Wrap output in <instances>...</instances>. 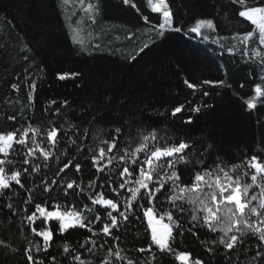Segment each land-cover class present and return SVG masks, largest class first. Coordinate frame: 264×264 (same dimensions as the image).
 Returning a JSON list of instances; mask_svg holds the SVG:
<instances>
[{"label": "trees", "instance_id": "trees-1", "mask_svg": "<svg viewBox=\"0 0 264 264\" xmlns=\"http://www.w3.org/2000/svg\"><path fill=\"white\" fill-rule=\"evenodd\" d=\"M167 2L175 23L185 30L198 18L214 19L216 32L210 33V36L221 37L224 48L221 49L211 39L204 41L186 36L184 32H169L165 38L149 33L146 29L159 23L160 14L151 11L148 0H130L127 5L123 0H85L84 8L88 3L98 6L94 15L103 21L97 22L57 18L62 7L78 8L82 17L92 15L83 11L79 0H69L66 6L61 0H0V131L22 130L28 126L30 119L34 126L40 124L46 127L41 122L49 119L44 109L52 100L57 101L52 106L53 110L60 107L61 102L68 101L59 116L51 117L57 126L63 123L68 129L69 123L75 125L68 129V135H73L77 128L89 130L83 148L78 150L70 148L62 134V143L57 148L69 150L66 157L61 155L60 160L53 158L48 162L53 171L49 173L42 166L40 174L22 177V182L26 181L24 189L15 186L11 193H5L6 199L10 197L8 202L20 205L19 215L7 221L4 212H0V239L11 248L20 247L25 236L31 238L30 232L25 230L27 223L24 217L34 209L30 206L25 213L22 204L27 198V190L36 185V191H39V177L47 174L51 180L54 172L68 160L73 163L65 174L57 177L58 181L63 179L66 184L75 180L85 192L81 194L74 188L65 195L63 187L58 184L50 193V199L49 194H43V200L36 199L34 202L44 203L47 200L49 210H53L51 205L54 203L67 208L74 206L77 211L82 210L85 204L94 207L87 199L88 185L95 183L99 174L92 165L93 152L89 149L99 145L100 140L110 142L116 135L117 127L122 129L118 142L121 149L138 146L143 136L153 130L158 137L166 135L172 138L170 142L184 139L194 143L191 155L206 163L186 172L185 179L194 171L209 168L214 170L213 179L219 175L223 180L224 174L218 172V165L236 176L243 175L246 170V158L257 155L264 160V97L256 101L255 109H248L246 104L254 97V85L261 83L264 86V81L260 79L264 73L259 62L243 56V46L231 39L235 32L249 25L235 14L236 8L230 0ZM145 16L148 17L147 23ZM144 44L149 47L140 52ZM233 44L238 50L229 53L227 48ZM256 47L249 44V56ZM261 51L264 52V49ZM62 73L79 75L62 80L58 78V74ZM186 78L196 84L205 79L223 80L225 83L221 87L204 86L203 91L210 93L205 97L201 91L193 95V91L184 84ZM33 81L34 100L29 103L27 96ZM13 83L20 85L19 91L11 88ZM180 105L185 106L183 111L172 116V110ZM194 105H201L200 112L191 111ZM9 116H16V120H8ZM189 117L192 123L186 124ZM80 135H83L82 131ZM17 149L24 151L20 146ZM35 162L42 164V161ZM76 164L80 165L79 172ZM233 165L240 167L230 171ZM243 182L251 183L250 175ZM253 192L259 195L255 186L250 189L249 195ZM168 194L160 196L157 202L161 213L170 210L166 202L162 207L160 204ZM190 211L191 205L185 202V213L178 216L181 227L173 228V253H160L155 247L151 252H138V248H147L150 235L144 231L147 227L145 219L132 216L126 225L121 226L120 246L125 249V254L139 260L140 264H179L172 257L181 250L191 251L193 257L207 262L210 256L201 241L213 239L215 235L205 236L206 229L193 228ZM137 214L142 217V212ZM162 222L168 223L166 218ZM37 223L39 228L45 227L43 223ZM47 226L54 234L50 251L58 259L63 258V244L75 246L84 238V229L69 230L61 236L55 221ZM93 227L99 231L102 225ZM125 231L127 234L123 235ZM108 240L109 244L113 243L110 238ZM255 243V238L247 240L250 248ZM211 260L212 264H217L215 258ZM0 264H23V256L0 246Z\"/></svg>", "mask_w": 264, "mask_h": 264}, {"label": "snow or ice", "instance_id": "snow-or-ice-1", "mask_svg": "<svg viewBox=\"0 0 264 264\" xmlns=\"http://www.w3.org/2000/svg\"><path fill=\"white\" fill-rule=\"evenodd\" d=\"M61 3L66 6L69 0H61ZM123 3L127 5L130 0H123ZM148 3L152 4L153 13L160 14L159 23L151 26V30L159 37L165 38L169 32H184L186 36L204 41L211 39L213 43L220 45L221 49L224 48L221 37L210 36V33L216 32L214 19L198 18L185 30L176 25L167 0H148ZM84 4L85 0H79L83 11L86 14L92 13L89 19L94 22V13L98 11V6L88 3L84 8ZM230 4L236 8L235 14L249 25L248 28L235 32L231 39L243 46V56L255 58L259 62L261 72L264 73V52L261 51L264 49V0H252L251 3L249 0H230ZM132 7L136 8V5L132 4ZM144 20L147 23L148 17L145 16ZM249 44L257 45L251 50L250 56ZM148 47V44H144L140 52ZM236 50H238L236 44L227 48L229 53ZM77 75L79 74L62 73L58 74V78L63 80ZM260 79L264 81V75ZM224 83L223 80L205 79L196 84L187 78L184 80V84L193 91V95L201 91L205 97L210 93L203 91L204 86L221 87ZM11 88L19 91L20 85L13 83ZM30 88L27 99L32 103L35 81ZM262 97L264 86L256 83L254 97L246 101L247 108L255 109L256 101ZM56 104L57 101L52 100L44 109V114L49 119L41 123L46 127H41L40 124L34 126L30 119L28 126L22 130L17 128L0 131V212H4L5 221L19 215L20 208L19 204L8 202L10 197L6 199L5 193H11L15 186L24 189L26 181L22 182V177L40 174L42 166L51 173L53 170L48 162L53 158L60 160L61 155L67 156L69 149L61 151L57 148V145L62 143L60 139L62 134L67 138L70 148L78 150L84 146L83 141L87 138L89 130L77 128L73 135H68V129L74 128L75 125L69 123L66 129L63 123L57 126L51 119L61 114L68 101L61 102L60 107L53 110L52 106ZM184 107V105L175 107L172 116L181 113ZM200 110L201 105H194L191 108V111L196 113ZM7 119L16 120V116H9ZM185 123L191 124L192 119L189 117ZM121 132L120 127L115 128L116 135L110 142L100 140L99 145L89 149L93 152L92 165L99 174L96 182H90L88 185L87 199L94 207L90 208L85 204L82 210L77 211L74 206L67 208L54 203L51 205L53 210H49L47 200L44 203L34 202L36 199L43 200V194H49L50 199V193L58 184L63 187L65 195L74 188L81 194L85 192L75 180L66 184L63 179L58 181L57 177L65 174V170L73 163L72 160H68L63 167L54 172L51 180L47 174L39 177V191H36V185L27 190V198L22 204L25 213L29 211L30 206L34 209L24 217L27 223L25 230L30 232L31 238L25 236L18 248H11L6 241L0 239V246L9 248L13 253H20L23 256V264H140L139 260L125 254V249L120 246L121 226L129 222L130 216L146 219L147 227L144 231L150 235V243L147 248L141 247L137 251L151 252L155 247L160 253L171 254L174 251L171 246L173 228L181 227L178 216L185 213L187 202L191 205L190 220L193 228L206 229L203 233L205 236L215 235L213 239L201 241L210 259L206 262L199 257H193V253L186 250L176 251L172 259L179 264H212L211 258H215L217 264H264V160L257 155L251 156L250 159L246 158V170L243 175L236 176L230 175L229 171L218 165V172L224 174L223 180L219 175H215L213 179L214 170L209 168L194 171L185 179L186 172L206 163L205 160L196 159L191 155L195 148L194 143L186 142L184 139L170 142L172 138L166 135L158 137L153 130L149 135L143 136L138 146L121 149L118 143ZM17 146L24 151H18ZM57 152H60V155H57ZM35 161H42V164ZM239 167L240 165H233L230 171H235ZM75 168L77 172L80 171L79 164H76ZM249 175L251 183L243 182ZM254 186L259 189V195L255 192L249 195L250 189ZM166 193L170 194L160 204L162 207L166 202L170 210L161 213L158 211L157 202L160 201V196ZM254 201L258 203L253 204ZM138 212H142V217L137 214ZM84 213L92 215L87 216ZM174 213L177 215L174 216ZM165 218L168 223L162 224ZM51 221L57 223L61 236L69 230H85L82 233L84 238L75 246L68 243L62 245V259H58V256L50 251L54 234L52 228L47 225ZM37 222L43 223L45 227L39 228ZM93 225L102 227L96 231ZM126 234L125 231L123 235ZM192 234L196 235L195 232ZM108 238L112 244H109ZM252 238H255L256 243L250 248L247 246V240ZM101 253L104 255L101 256Z\"/></svg>", "mask_w": 264, "mask_h": 264}, {"label": "rangeland", "instance_id": "rangeland-1", "mask_svg": "<svg viewBox=\"0 0 264 264\" xmlns=\"http://www.w3.org/2000/svg\"><path fill=\"white\" fill-rule=\"evenodd\" d=\"M152 6V4H150ZM58 19L64 20V21H79V22H91L92 20L89 19V16L87 17H82L80 15L79 9L78 8H73V7H62L58 11ZM95 21H103L101 19H96ZM94 21V22H95ZM177 25V24H176ZM149 33H156L151 30V28L146 29ZM146 221V219H145ZM162 224H166L164 222H161ZM160 226L158 225V228Z\"/></svg>", "mask_w": 264, "mask_h": 264}]
</instances>
